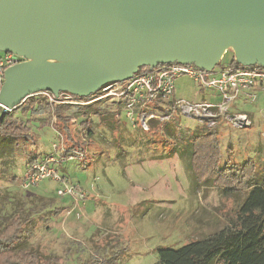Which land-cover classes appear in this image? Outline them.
Wrapping results in <instances>:
<instances>
[{
    "label": "rangeland",
    "instance_id": "1",
    "mask_svg": "<svg viewBox=\"0 0 264 264\" xmlns=\"http://www.w3.org/2000/svg\"><path fill=\"white\" fill-rule=\"evenodd\" d=\"M232 59V52L226 51L221 65H229ZM253 94L254 100L241 95L232 108L250 119V127L241 130L220 124L215 131L221 167L224 163L252 161L261 178L264 91L255 90ZM210 96L209 92L199 93L188 78L175 81V99L199 102L210 100ZM96 108L105 111L113 107L102 103ZM14 114L25 122L29 119L31 136L18 140L5 150L7 157L0 158L5 163L0 164V176L17 178L7 187L9 192L0 188V215L15 210L30 211V215L42 213L33 235L24 239V246L43 260L55 256L59 264H154L158 249H178L221 230L247 193L232 188L224 196L222 188L196 180L183 152L190 137L202 128L195 120L175 118L149 131L125 125L111 133L97 115H91V120L98 137L102 133L99 138L95 135L100 142L91 139L93 144L85 143L83 134L76 130L82 120L78 118L70 131L76 142L83 143L80 150L85 162H62L58 167L61 179L77 187L76 194L84 192L86 196L59 197L57 191L62 184L53 180L23 189L20 181L28 159L53 154V145L58 146L55 152L61 153L60 137L53 125H45L50 113ZM186 134L188 140L184 139ZM68 144L67 148L77 149L73 143ZM38 196L42 200L34 198Z\"/></svg>",
    "mask_w": 264,
    "mask_h": 264
},
{
    "label": "water",
    "instance_id": "2",
    "mask_svg": "<svg viewBox=\"0 0 264 264\" xmlns=\"http://www.w3.org/2000/svg\"><path fill=\"white\" fill-rule=\"evenodd\" d=\"M228 50L264 68V0H0V53L24 59L5 71L0 107L44 91L87 99L143 67L210 72Z\"/></svg>",
    "mask_w": 264,
    "mask_h": 264
},
{
    "label": "trees",
    "instance_id": "3",
    "mask_svg": "<svg viewBox=\"0 0 264 264\" xmlns=\"http://www.w3.org/2000/svg\"><path fill=\"white\" fill-rule=\"evenodd\" d=\"M230 65H235L233 59ZM100 104L73 107L50 105L41 96L27 98L15 110L0 117V158L7 157L5 150L18 140L31 136L27 124L29 119L25 122L16 117L14 112L50 113L49 118L44 120L45 125L55 127L62 137L64 146L68 147V143H73L77 150H80L83 143L76 142L70 131V126L75 125L78 118L82 120L76 130L79 129L78 132L83 134L85 143L90 144H93L91 139L93 142H100L98 139L95 140V135L98 137V134L94 132L96 128L93 126L91 115L102 117L103 126L111 133L126 125L119 119L121 110L118 107L112 106V109L107 108L104 111L96 108ZM167 134L175 138L171 130H167ZM185 137L184 139L188 140L189 135ZM183 148L189 159L188 166L196 180H203L212 186L222 188L224 196H228L232 188L245 189L247 193L236 210L225 219L221 230L178 249H158L157 261L154 264H264V176L257 177L256 167L252 161L239 165L224 163L221 167L220 144L215 130L202 127L190 137L189 146ZM47 156L40 159L29 158L26 167L42 161ZM0 164L3 166L5 163L2 160ZM6 167H9V163ZM16 179L12 175L0 176V188L7 192V187L11 184L13 186ZM4 183H8L7 186ZM34 198L42 200L41 196ZM36 213L30 215V211L25 213L15 210L9 215H0V264H59L58 257L51 256L43 260L24 246V239L32 236L35 231L36 219L41 218L42 213Z\"/></svg>",
    "mask_w": 264,
    "mask_h": 264
},
{
    "label": "built area",
    "instance_id": "4",
    "mask_svg": "<svg viewBox=\"0 0 264 264\" xmlns=\"http://www.w3.org/2000/svg\"><path fill=\"white\" fill-rule=\"evenodd\" d=\"M23 61L22 57L11 53L0 54V88L4 83L6 69ZM182 77L192 80L199 93H211L210 100L187 102L175 99V81ZM255 90L264 91V68L260 66L236 63L221 65L220 62L210 72H205L194 65L173 63L140 68L128 80L106 84L87 99L68 93H60L55 97L47 91L35 96L44 97L50 105L86 107L107 103L116 106L121 110L124 123L134 130L149 131L152 127L157 128L180 117L195 120L206 129L215 130L220 124H225L242 130L250 127L252 123L245 114L234 113L232 108L243 94L254 100ZM0 110L8 113L3 107ZM59 137L61 153H56L58 146L53 145V154L27 166L20 181L21 187L29 189L43 180H53L62 184L57 196L83 199L86 193L76 194L77 187L69 186L61 179L58 167L62 162L81 161L84 152L67 148L62 143V137Z\"/></svg>",
    "mask_w": 264,
    "mask_h": 264
},
{
    "label": "crops",
    "instance_id": "5",
    "mask_svg": "<svg viewBox=\"0 0 264 264\" xmlns=\"http://www.w3.org/2000/svg\"><path fill=\"white\" fill-rule=\"evenodd\" d=\"M221 125H224V124H221ZM62 171H64V170L62 169ZM95 181H97V180H95Z\"/></svg>",
    "mask_w": 264,
    "mask_h": 264
}]
</instances>
